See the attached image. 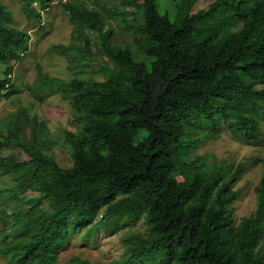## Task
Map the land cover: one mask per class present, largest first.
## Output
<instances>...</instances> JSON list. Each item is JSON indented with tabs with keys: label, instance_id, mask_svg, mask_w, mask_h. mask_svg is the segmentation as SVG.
<instances>
[{
	"label": "trees",
	"instance_id": "obj_1",
	"mask_svg": "<svg viewBox=\"0 0 264 264\" xmlns=\"http://www.w3.org/2000/svg\"><path fill=\"white\" fill-rule=\"evenodd\" d=\"M37 1L43 4L22 0L23 10L42 23ZM94 1L95 7L85 0L59 3L78 32L103 33L112 20L132 41L103 44L115 70L106 66L101 81L82 71L70 80L51 78L37 66L40 91L71 105L75 132L64 140L70 163L47 158L20 136L22 114L0 128V173L14 174L18 183L0 194H40L31 208L6 214L18 226L3 235L1 255L13 264H47L70 234L102 212L97 227L141 219L147 225L111 264H261L264 180L256 216L236 227L228 191L243 166L212 165L191 152L220 132L262 140L264 0H216L196 14L199 0H119L125 11ZM13 23L0 1V62L7 66L0 93L7 96L17 93L10 64L23 60L31 41ZM234 27L240 30L231 33ZM12 145L25 153L18 162L2 156ZM43 201L49 212L37 214ZM72 264L94 263L75 258Z\"/></svg>",
	"mask_w": 264,
	"mask_h": 264
},
{
	"label": "rangeland",
	"instance_id": "obj_2",
	"mask_svg": "<svg viewBox=\"0 0 264 264\" xmlns=\"http://www.w3.org/2000/svg\"><path fill=\"white\" fill-rule=\"evenodd\" d=\"M13 14L14 25L20 30L27 31L31 36L28 50L23 60L11 63L13 73L10 78L16 87L17 93L7 96V91L0 93V128L7 130L16 117L20 136L32 143L43 155L50 159H61L64 165L69 166L67 146L64 143L68 132H75L72 123V109L68 100L62 95H44L38 86V69L51 78L70 80L76 77L79 71L85 72V77L93 76L103 80L101 72L108 66L115 70L112 63L106 58L103 44L111 41L120 46L125 41H132L130 31L121 29L109 20L103 33L84 29L80 32L71 24L68 14L63 12L59 0L48 6L46 0L39 1L33 7L42 13L41 23L38 19H29L23 10L22 0H0ZM87 5L95 7L94 0H85ZM216 0H199L193 13L208 10ZM108 6L116 3L121 11H125L119 0H105ZM121 5V6H120ZM41 7L45 8L42 9ZM108 30L112 35L108 39ZM240 27L231 29L236 33ZM58 47H64L57 50ZM66 50V53L64 52ZM72 55L71 57L68 55ZM7 66L0 62V78H4ZM91 75H90V74ZM262 140L259 144L248 143L245 140L234 138L229 132H220L216 137L207 138L198 143V147L191 152V156L203 157L212 165L228 160L236 170L243 166L240 178L231 183L228 194H233L231 208L235 226L238 227L243 219L256 216L259 205V192L264 180V124ZM2 156L20 161L25 153L15 145L4 148ZM14 174L0 173V191L15 190L17 181ZM40 196L30 190L17 197L0 194V248L4 234H11L17 229L15 221L6 216L11 209L27 210L32 207L31 199ZM37 214L49 212L48 204L43 201L36 207ZM102 212L94 224H88L78 233L68 236L67 242L59 247L58 251L47 264H72L73 259L99 264H111L121 260L126 252V241L136 239L147 233V225L143 219L139 221L121 220L117 228L107 225L97 227ZM264 228V224H263ZM92 231V234H88ZM261 264H264V231L260 244L256 249ZM0 264H13L0 253Z\"/></svg>",
	"mask_w": 264,
	"mask_h": 264
}]
</instances>
